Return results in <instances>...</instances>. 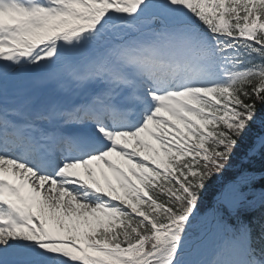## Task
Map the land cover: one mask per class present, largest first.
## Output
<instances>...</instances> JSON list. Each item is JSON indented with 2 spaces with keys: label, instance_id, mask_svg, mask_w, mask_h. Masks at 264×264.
I'll return each mask as SVG.
<instances>
[{
  "label": "snow or ice",
  "instance_id": "obj_1",
  "mask_svg": "<svg viewBox=\"0 0 264 264\" xmlns=\"http://www.w3.org/2000/svg\"><path fill=\"white\" fill-rule=\"evenodd\" d=\"M0 264H264V0H0Z\"/></svg>",
  "mask_w": 264,
  "mask_h": 264
},
{
  "label": "trees",
  "instance_id": "obj_2",
  "mask_svg": "<svg viewBox=\"0 0 264 264\" xmlns=\"http://www.w3.org/2000/svg\"><path fill=\"white\" fill-rule=\"evenodd\" d=\"M259 163H260L259 161L256 162L257 167H259ZM230 175H231L230 172L229 173H226L225 174V179H227ZM208 203H211V196H209V198H208Z\"/></svg>",
  "mask_w": 264,
  "mask_h": 264
}]
</instances>
